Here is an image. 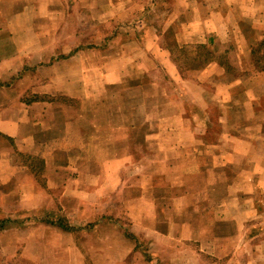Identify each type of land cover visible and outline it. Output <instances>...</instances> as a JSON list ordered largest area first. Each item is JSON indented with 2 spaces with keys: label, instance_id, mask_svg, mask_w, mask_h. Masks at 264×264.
<instances>
[{
  "label": "crops",
  "instance_id": "1",
  "mask_svg": "<svg viewBox=\"0 0 264 264\" xmlns=\"http://www.w3.org/2000/svg\"><path fill=\"white\" fill-rule=\"evenodd\" d=\"M176 5V0H0V208H15L16 203L29 200L33 215L29 218L41 222L46 209L58 205V197L69 199L64 195L80 185L79 167L54 160L34 172L30 167L19 168V159L71 155L64 150L70 146L65 143L80 137L85 142L83 155L88 158L84 172L87 189L92 188L89 193L125 187L122 167L132 161L125 155L114 157L125 154L116 152L117 138L125 135L121 147L136 151L159 135V120L155 130L142 122L143 106L145 112L169 110L164 123L168 128H180L187 122V141L204 138L195 131L197 118L189 110L219 109L222 129L218 144L211 146L214 157L223 158L226 147L225 156L233 163L240 159L246 163L238 180H219L206 187L212 191L210 195L209 190L204 192L206 197L200 202L214 206L210 213L208 208L199 213L188 208L173 215L175 195L167 198L164 211L152 197V215L134 212L137 217L131 229L116 222L73 231V223L67 229L59 223L54 227L58 234L55 247L47 245L42 232L39 236L37 231H29L24 254L31 261L43 262L53 254L57 264H264V66H255L254 55L255 48L259 51L264 43V0H178L177 9ZM150 11L164 14L166 32L159 31L162 25L145 23ZM80 13H86V18ZM176 13L178 26L184 29L179 45L207 48L216 54L214 58L209 52L207 62L194 60L201 66L195 74L204 84H197L200 90L192 95L187 81V116L184 102L172 104L166 91L160 94L155 90L156 95L144 101L145 84H117L122 75L131 76L140 66L144 71L139 75L147 74L149 70L143 66L151 54L158 55V60L160 54L169 59L170 52L161 43L175 26L171 21L177 18ZM131 19L144 35L140 40L122 35L115 49L100 47L106 43V33H92L85 41L77 37L82 27L99 23L108 28ZM65 23L71 27L66 33ZM225 52H229V63L219 58ZM232 70L234 77L224 82ZM214 80L219 83L211 100L207 85ZM128 87L134 88L136 91L130 92L138 97L129 103L121 96L117 105L110 107L109 94L128 93ZM60 97L77 101L79 106L53 103ZM99 101L103 108L97 106ZM98 109L103 117L97 122L101 118ZM111 124L118 125L115 131L109 129ZM99 125L102 127L97 129ZM70 147L78 157L77 146ZM96 156H104L105 162L97 163ZM219 190H227V194L220 195ZM259 223L261 228H253ZM259 238L263 240L257 244ZM0 240L13 244L7 230H2Z\"/></svg>",
  "mask_w": 264,
  "mask_h": 264
},
{
  "label": "rangeland",
  "instance_id": "2",
  "mask_svg": "<svg viewBox=\"0 0 264 264\" xmlns=\"http://www.w3.org/2000/svg\"><path fill=\"white\" fill-rule=\"evenodd\" d=\"M176 4L177 9L179 6L178 0H176ZM80 14L83 18H86L87 16L86 13ZM163 15V13L155 14L150 11L145 16V23L153 22L156 23L157 26L162 25L159 31L162 33L164 31L166 32L167 29L165 24L167 20L163 19ZM174 15L177 18L172 19L171 22H173L175 26L163 36L164 39L161 43V47L170 52L168 57L169 59L161 56L160 54L158 60V55L151 54L152 57H150L149 61H147L143 66L144 69L149 70L147 74L144 73L142 76L139 75L141 71H144L140 66V71H134L133 75H122L117 84H123L124 86L145 84L143 92L144 101H146L147 98H150L151 95L152 97L154 94L156 95L155 90L160 91V94L163 91H166L172 104L175 102H184V111L187 116V98L190 99V95L187 94V81L189 84L191 83L188 91H191L192 95L194 92L196 95L200 90V88L196 86L197 84H204L200 81L201 77L195 74L198 64L195 63L194 60L202 58V60L206 62L207 58H210L209 54L211 52L207 48L196 50V48H183L184 46H180L178 42L179 40L184 39V37L181 36V34L183 35L182 32H184V29H181L178 26L181 25L177 23L179 14L176 13ZM68 17H71L70 13L68 14ZM114 24L108 28H104L102 25H99V23L82 27L77 30L79 32L77 37L80 38L81 41H85L87 35L92 33H99L100 35H104L106 33L108 35L106 37V43L105 45H100V47L104 46L105 48L109 47L111 49H115L118 47L122 35L136 36L139 40L141 39L140 35H144V33H141L142 30L139 29L140 25L137 24L135 19L134 21L132 19L128 22L126 21V23L124 22V24L120 26H116L117 24ZM64 27L66 29L65 33L70 31L69 28L71 27L69 24L65 23ZM66 42L67 40L65 43ZM261 45L262 46L259 51V47L255 48L254 55L257 60L255 66L258 67V64L259 67L262 68L264 66V43ZM226 52L221 53L219 58H223L224 63H229L230 61H226L229 56V52L228 54ZM211 55L214 58L216 57V54L214 53H211ZM59 56L61 57V54H59ZM233 60L236 61L235 58H233ZM225 65H227V63ZM228 67L229 66L227 65V68ZM233 75H235V72L232 70V73L230 72V77L223 79V81L226 82L227 80H231L232 77H234ZM111 80L113 81L114 78ZM217 81L218 80L211 81L207 85L208 92L210 94L209 99L211 100H214V96L211 93H213V89L216 88V85L219 83ZM149 82L152 83V86L148 87L147 85L151 84ZM255 89L258 90L257 88ZM130 90L135 89H129L128 87V93L124 90H122V93H110L107 98L108 101L111 102L110 107L116 106L121 100V96L125 101H129V103L134 101L138 97V94L136 98H134L133 96L136 95V92H130ZM263 95L264 93H261L262 97ZM100 101L97 106L101 105L99 104ZM150 101H152V99ZM53 103L57 105H69L74 108L79 106L77 101L71 102L61 97L54 98ZM150 105H152V103H150ZM101 107L103 108V105H101L100 108ZM101 110L102 109L97 110L96 114L98 116L102 114ZM168 111L169 110L167 109H163L161 111L153 109L145 112V108L143 106V110L140 114L142 122L153 125V129L155 130V123L159 120L160 127L157 130L159 135L158 139L150 141V144L146 148L138 147L136 150L137 153L135 151L136 148L130 149L128 146L121 147L125 141L120 139L124 138L125 135L117 138L116 145L119 150L117 149L116 152H123L125 154H116L114 157L119 159L120 157H123L122 155H125L127 157H131L129 159L132 161V165L126 164L125 168L122 167L124 172L122 184L126 185L123 188L122 185H119L117 189L112 191L103 190L102 193L98 195L89 193V191H92V188L89 187V189H87L88 178L86 177V172H84L86 170L88 158L86 155H83L85 153L83 151L85 142L81 137L78 141L70 140L65 143V145L70 144L73 148H76L77 146L74 150L78 151L77 154H80L78 157H75L72 154L73 151L71 150V147L68 146V149L64 150L69 152L71 155L60 156V158H41L33 156L29 159L25 157L20 158L18 165L19 168L30 167L34 170V172H37L41 166L46 163V161L51 163L56 160L57 163L63 162L64 164L75 165L80 169V185L77 188H70L68 190L69 195H64V198L67 197L69 199L61 200L58 197V205L56 207L49 206V209H46L45 211V215L42 216L43 220L41 222L40 220H33V218H29L30 216H33L29 213V206H32L29 200H27V202L24 201V203H16L15 208L10 205L8 207H2L7 209L14 208L11 210L2 211V208H0V231H9L13 240V244L10 245L3 243L4 240H0V264H57L58 262L55 261L54 255L51 253V255L48 256V260L45 259L42 260L43 262L38 261L36 263L31 261L29 257L24 254V246L30 239L29 231H37V235L39 236L42 232L47 245L49 247H55V240L57 239L58 234L56 233L54 227L56 228L57 226L55 225H58L59 223L63 224V227L66 229V226L69 227V224L73 223V227H70L73 231L92 230L101 223L115 224L116 222H121L124 225V228L131 229L134 223L133 220L137 217L133 214L134 212L140 216L143 213L149 214L150 216L152 215L153 207L152 203L150 204L152 197L156 198L159 203L158 208H160L161 211L163 208L164 211L167 209V198L170 199L169 196L171 197V195H175V201L172 203L173 215L181 213L182 210L187 211L188 208H193L194 213H199L200 209H202L203 212L204 208H208L206 211L208 213L213 211L214 206L212 204L209 203L207 206H203L200 202L203 200V197H206L204 192L209 190L208 194L210 195V192L212 191V189L207 190L206 187L219 180L228 182L233 181V179L238 180L236 178L239 174H241L240 171L244 169L246 163L241 162V159L238 162L233 163L227 155L225 156L227 150L226 147L223 148V158L218 157V160L215 159V151L211 148V146L218 144L222 129L221 124L219 123V109L211 106V108L201 110L199 112L192 108L189 110V113L193 114L192 117L197 118V123H194L195 131L200 132L198 134L204 137L202 140L199 139L197 141H187V122L185 123L186 127L181 125L180 128H168L167 125H164L166 119L170 117ZM99 117L101 118H97V122L102 119L103 115H100ZM203 125L205 127H203ZM199 126H202V128H199ZM101 127L102 126L99 125L97 126V129ZM116 127H118V125L111 124V128L109 129L115 131ZM205 131L206 135H203ZM187 148L191 150L188 153ZM194 149H196V151L193 152ZM201 151L204 152L203 155H201ZM133 153L136 154V157L130 155ZM261 156L263 157L264 155L261 154ZM95 158L97 163H99V161L102 163L105 162L104 156L102 158L96 156ZM113 164L119 165L116 162H113ZM169 185L177 187L172 189L169 188ZM219 194L226 195L227 190H219ZM139 198H144L145 200L140 201ZM190 200L193 202L191 206ZM168 202L170 201L168 200ZM177 216L180 218L179 215ZM189 219L190 218L187 217V220ZM196 222H198V220ZM253 228H261L260 223L258 225H254ZM6 240H8V238H6ZM260 240L263 239H257V244ZM145 250L146 253H144ZM142 251L145 256H149L148 254L150 253L146 248H143Z\"/></svg>",
  "mask_w": 264,
  "mask_h": 264
},
{
  "label": "trees",
  "instance_id": "3",
  "mask_svg": "<svg viewBox=\"0 0 264 264\" xmlns=\"http://www.w3.org/2000/svg\"><path fill=\"white\" fill-rule=\"evenodd\" d=\"M206 62H207V61H206ZM195 63H197V64H198V62H195ZM200 67H201V66H199V65H198V66H197V69H199Z\"/></svg>",
  "mask_w": 264,
  "mask_h": 264
}]
</instances>
